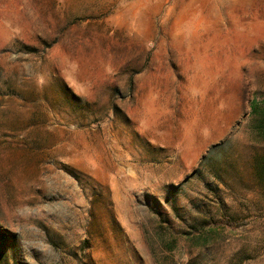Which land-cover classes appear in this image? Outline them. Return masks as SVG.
I'll return each mask as SVG.
<instances>
[{
  "label": "rangeland",
  "instance_id": "1",
  "mask_svg": "<svg viewBox=\"0 0 264 264\" xmlns=\"http://www.w3.org/2000/svg\"><path fill=\"white\" fill-rule=\"evenodd\" d=\"M0 264H264V0H0Z\"/></svg>",
  "mask_w": 264,
  "mask_h": 264
},
{
  "label": "trees",
  "instance_id": "2",
  "mask_svg": "<svg viewBox=\"0 0 264 264\" xmlns=\"http://www.w3.org/2000/svg\"><path fill=\"white\" fill-rule=\"evenodd\" d=\"M255 111V109L253 108V109H251V112H254Z\"/></svg>",
  "mask_w": 264,
  "mask_h": 264
}]
</instances>
